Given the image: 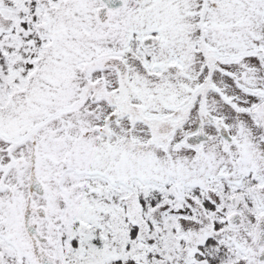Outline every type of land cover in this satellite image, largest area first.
Returning a JSON list of instances; mask_svg holds the SVG:
<instances>
[{
  "label": "snow or ice",
  "instance_id": "obj_1",
  "mask_svg": "<svg viewBox=\"0 0 264 264\" xmlns=\"http://www.w3.org/2000/svg\"><path fill=\"white\" fill-rule=\"evenodd\" d=\"M0 264H264V0H0Z\"/></svg>",
  "mask_w": 264,
  "mask_h": 264
}]
</instances>
